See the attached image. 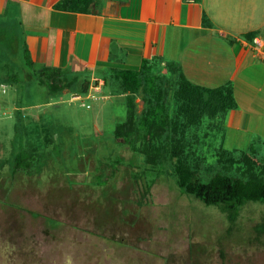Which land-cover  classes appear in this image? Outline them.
<instances>
[{
	"label": "rangeland",
	"instance_id": "rangeland-1",
	"mask_svg": "<svg viewBox=\"0 0 264 264\" xmlns=\"http://www.w3.org/2000/svg\"><path fill=\"white\" fill-rule=\"evenodd\" d=\"M17 56L0 46V264H264V235L254 230L264 204L248 202L230 223L220 206L183 193L169 167L146 166L144 155L115 138L130 110L110 71L79 74L51 95ZM167 68L157 62L150 72L181 131L187 114ZM6 75L21 82L10 86ZM134 98L137 123L145 105L141 93ZM226 116L183 129L179 156L207 177L219 167L220 147L240 155L256 136L226 129ZM261 134L263 142L255 137L251 145L259 161ZM17 137L32 165L14 173Z\"/></svg>",
	"mask_w": 264,
	"mask_h": 264
},
{
	"label": "crops",
	"instance_id": "crops-1",
	"mask_svg": "<svg viewBox=\"0 0 264 264\" xmlns=\"http://www.w3.org/2000/svg\"><path fill=\"white\" fill-rule=\"evenodd\" d=\"M64 1L0 0V46L27 52L34 73L141 70L156 59L193 85L230 81L237 107L226 129L256 135L246 148L263 142L264 0H93L88 12Z\"/></svg>",
	"mask_w": 264,
	"mask_h": 264
},
{
	"label": "trees",
	"instance_id": "trees-1",
	"mask_svg": "<svg viewBox=\"0 0 264 264\" xmlns=\"http://www.w3.org/2000/svg\"><path fill=\"white\" fill-rule=\"evenodd\" d=\"M92 1L65 0L63 7L71 11L88 12ZM24 59L30 64L27 52H24ZM167 66L170 78L177 81L178 92L183 99L182 109L187 114L182 118L184 122H182L183 126H179L180 129L198 125L204 116L214 117L237 107L231 82L216 88L201 87L189 82L174 64ZM155 67H157L156 59L145 62L141 70H109L114 85L123 94H128L127 103L130 110L128 120L117 124L114 131L115 138H121L134 151L144 155L146 166L169 167L183 193L193 195L206 205L220 206L224 212H228L230 223H235L239 209L248 202L264 204V160L259 161L255 158L253 147L241 150L240 155L220 147L219 157L216 160L219 167L207 177L208 175L200 171L199 163L195 165L194 161L180 157L179 154L184 152L186 129L179 131L166 112L162 89L158 84L159 77L150 72ZM34 76L45 78L44 84L51 95L70 88L79 79L78 73L47 68L34 73ZM6 77V83L18 85L21 82L16 76V78L7 75ZM81 91L83 94L88 93V82H84ZM138 93L142 95L145 108L136 123L132 117L135 106L134 96ZM17 138L18 152L14 173L27 170L32 165V157L23 151L21 139ZM138 141L141 143V149L136 145ZM172 158H175V161L172 162ZM254 230L259 236L264 235V218L256 224Z\"/></svg>",
	"mask_w": 264,
	"mask_h": 264
}]
</instances>
